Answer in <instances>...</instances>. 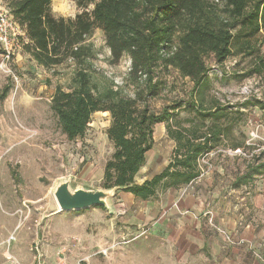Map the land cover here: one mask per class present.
<instances>
[{"label":"trees","instance_id":"1","mask_svg":"<svg viewBox=\"0 0 264 264\" xmlns=\"http://www.w3.org/2000/svg\"><path fill=\"white\" fill-rule=\"evenodd\" d=\"M2 1L24 30L29 43L22 49L34 63L53 68L71 61L77 66L71 89L57 87L49 101L65 138H82L95 113H108L105 134L112 153L103 167L101 188L119 187L142 201L155 199L161 191L193 183L201 174V160L212 151L249 154L254 149L245 144L247 136L242 144L229 141L242 115L239 110L259 107L264 119V100L246 97L230 107L211 94L206 62L211 58L217 69H225L229 58H242L249 68L240 78L255 75L264 82L258 45L264 34V0H73L80 9L73 19L54 16L52 0ZM95 30L104 36L109 65L128 59L124 86L131 95L106 79L102 86L93 81L95 52L88 40ZM172 72L192 84L189 98H173L157 111L151 103L170 89ZM8 92V87L1 89L0 105ZM181 111L188 117L180 118ZM157 124L164 125L175 147L167 167L138 185L134 177L153 147ZM263 156L264 151L250 157L247 176L264 174Z\"/></svg>","mask_w":264,"mask_h":264},{"label":"rangeland","instance_id":"2","mask_svg":"<svg viewBox=\"0 0 264 264\" xmlns=\"http://www.w3.org/2000/svg\"><path fill=\"white\" fill-rule=\"evenodd\" d=\"M51 11L64 19H73L80 13L73 0H52ZM88 42L95 52L93 81L102 86L106 79L108 84L131 95V88L124 86L128 59L124 57L117 66L109 65L110 54L99 30L94 31ZM258 43L260 54L264 55V34L258 36ZM234 59H228L227 70L217 69L212 59H207L214 86L211 94L221 101L232 102L230 107H233L246 98L238 94L240 89L250 87L251 101L264 100L263 80L255 75L240 78L238 70L246 72L248 63L242 58ZM76 70L77 66L71 61L43 68L23 49L6 63L0 53V91L4 87L9 89L0 105V236L5 228H10L11 240L20 227L25 232L37 231L38 237L32 236L30 240L45 242L46 229L53 226V237L48 242L52 241L57 257L72 264H212L205 255L179 253L160 235L129 225L126 217L132 211L123 212L125 208L117 207L116 196L112 200L113 214L97 208L55 215L57 205L52 192L56 183L70 179L73 188L101 189L103 164L111 149L105 134L110 121L108 114H94L84 136L68 141L49 109L50 98L57 87L65 92L71 89ZM214 70L220 71V76L213 73ZM167 83L171 87L164 97L151 103L157 111L173 98L184 101L189 98L192 84L188 80L172 72ZM262 113L259 107L242 112L234 124L229 144H242L257 125H264ZM179 117L183 119L188 115L181 111ZM160 127L156 128V135ZM259 133L263 134V130ZM241 152L247 157L235 156L232 166L242 169L250 153ZM209 156L204 157V161L210 165ZM203 170L206 172L205 168ZM261 180L264 183V176Z\"/></svg>","mask_w":264,"mask_h":264},{"label":"crops","instance_id":"3","mask_svg":"<svg viewBox=\"0 0 264 264\" xmlns=\"http://www.w3.org/2000/svg\"><path fill=\"white\" fill-rule=\"evenodd\" d=\"M238 71L237 74L243 72ZM158 126L161 127L156 135ZM153 140L144 166L134 177L138 185L167 167L175 147L163 124L155 126ZM227 151L231 150L212 151L208 157L211 164L207 162L200 176L188 186L161 191L155 199L146 201L118 191L116 206L125 208L123 212L132 211L126 217L129 225L160 235L179 253L202 254L212 264H264V174L247 176L246 166H232L235 156H240L228 155ZM262 159L264 162V156ZM4 230L0 236V264H72L57 257L52 241L48 242L53 237V226L46 229L45 242L30 240L38 237L35 230L25 232L19 227L11 240L12 229Z\"/></svg>","mask_w":264,"mask_h":264},{"label":"built area","instance_id":"4","mask_svg":"<svg viewBox=\"0 0 264 264\" xmlns=\"http://www.w3.org/2000/svg\"><path fill=\"white\" fill-rule=\"evenodd\" d=\"M29 43L27 40L24 30L12 19L8 8L5 3L0 0V51L1 57L4 62L10 61L14 53L22 49V45ZM225 69L227 70L228 64H225ZM213 73L220 76L221 72L214 70ZM251 92L250 87H243L240 89L238 94L240 96L248 97ZM263 130V134L259 133V130ZM245 144L249 147H254L252 152L249 154L251 157L253 154H258L264 151V125H257L254 130L251 131ZM228 155H241L247 157L240 150L227 151ZM202 165L207 163L204 158L201 160Z\"/></svg>","mask_w":264,"mask_h":264},{"label":"water","instance_id":"5","mask_svg":"<svg viewBox=\"0 0 264 264\" xmlns=\"http://www.w3.org/2000/svg\"><path fill=\"white\" fill-rule=\"evenodd\" d=\"M122 188L109 189L73 188L70 179L58 181L52 195L62 212H77L91 208H103L113 214L112 200Z\"/></svg>","mask_w":264,"mask_h":264},{"label":"bare ground","instance_id":"6","mask_svg":"<svg viewBox=\"0 0 264 264\" xmlns=\"http://www.w3.org/2000/svg\"><path fill=\"white\" fill-rule=\"evenodd\" d=\"M62 211L60 210V208L57 206V210L55 211V214H59L61 213Z\"/></svg>","mask_w":264,"mask_h":264}]
</instances>
